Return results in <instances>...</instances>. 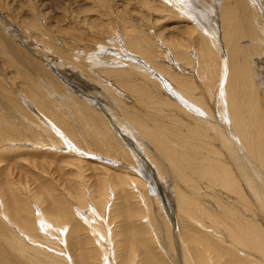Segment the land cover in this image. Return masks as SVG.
Instances as JSON below:
<instances>
[{"label": "bare ground", "instance_id": "1", "mask_svg": "<svg viewBox=\"0 0 264 264\" xmlns=\"http://www.w3.org/2000/svg\"><path fill=\"white\" fill-rule=\"evenodd\" d=\"M70 1L0 13V264H264V0Z\"/></svg>", "mask_w": 264, "mask_h": 264}, {"label": "rangeland", "instance_id": "2", "mask_svg": "<svg viewBox=\"0 0 264 264\" xmlns=\"http://www.w3.org/2000/svg\"><path fill=\"white\" fill-rule=\"evenodd\" d=\"M35 1H37V2H35ZM45 1H49V2H47V3H49V4H44V2ZM57 1V2H56ZM28 0V3H27V0H24V2H26V4H28V5H31V6H33L34 8H36V9H38V7H44V9H45V7L47 8V9H45V11H49L50 10V13H51V15H53L54 14V12H55V14H57V15H61L60 17L58 16L57 18L56 17H53V16H51V17H49V16H47L46 18H42V20L41 19H39V21L38 22H41V24L43 25H45V27L43 28V31L45 30L46 31V25H48V27L50 28V30L52 29L53 31H55L54 32V34H57V35H60V36H63V37H66V39H70V32H68V29L66 28V26L65 25H67L68 26V24H66L65 23V21H64V18L66 19L67 17L66 16H64L63 14H65V15H70V11L69 10H71L72 8H74V12L76 13V10H75V6H72V4H71V1L70 0ZM70 1V2H69ZM11 2V1H10ZM9 2V0L7 1V0H0V13H1V15L2 16H6L5 18L6 19H8V21H9V27H11V28H13V31H16V32H20V33H22V31H21V26L19 25V23L21 22V20L22 19H20V18H18V17H16V11L21 7V6H18V5H16V6H12L11 5V3ZM20 2V1H19ZM8 3V4H7ZM40 4V5H39ZM53 4V5H52ZM21 5V4H20ZM22 5H24V4H22ZM36 5L38 6V7H36ZM7 6H10V7H7ZM10 8V9H9ZM14 8V9H13ZM42 8H40V9H42ZM56 8V9H55ZM71 8V9H70ZM17 9V10H16ZM21 9H22V11H24L25 9H26V6H23V7H21ZM54 9V10H53ZM64 9V10H63ZM13 10V11H12ZM66 10V11H65ZM11 11V12H10ZM19 11V10H18ZM58 11H61L60 13H58ZM63 11H64V13H63ZM53 12V13H52ZM68 12V13H67ZM61 13H63V14H61ZM49 15V14H48ZM14 18H16V19H14ZM54 19H56V20H54ZM62 19V20H61ZM18 20H20V21H18ZM53 22V23H51V22ZM64 21V22H63ZM43 22H45V23H43ZM51 23V24H50ZM53 24H56V25H53ZM50 25V26H49ZM57 25H59V26H57ZM63 26V27H62ZM18 27V28H17ZM57 28V29H56ZM17 29V30H16ZM62 29V30H61ZM45 31H44V33H45ZM57 31V32H56ZM63 32V33H62ZM60 33V34H59ZM50 35V36H49ZM52 35L53 34H51V33H47V36L48 37H50V39L52 38ZM69 37V38H68ZM27 38V40H28V42H30V44L31 45H33V40H31L32 38H30V37H26ZM91 45V44H90ZM63 70H65V69H63ZM72 79V78H71ZM103 162V161H102Z\"/></svg>", "mask_w": 264, "mask_h": 264}]
</instances>
